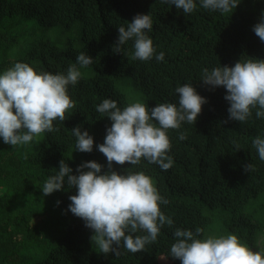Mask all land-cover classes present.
I'll return each instance as SVG.
<instances>
[{
    "label": "trees",
    "instance_id": "obj_1",
    "mask_svg": "<svg viewBox=\"0 0 264 264\" xmlns=\"http://www.w3.org/2000/svg\"><path fill=\"white\" fill-rule=\"evenodd\" d=\"M262 10L264 0H241L232 13L204 9L197 0L190 14L161 0H0V71L24 61L37 71L56 73L66 71L79 52L94 58L81 69L79 82L69 85L75 108L66 112L64 121H54L57 131L17 147L0 138V264H181L166 257L176 227L235 233L253 248L264 246V161L252 147L253 138L264 134V119H257L253 110L247 122L230 120L226 90L200 81L203 67L264 58V41L253 31ZM138 13L151 14L148 34L157 53H165L163 61L134 59L131 42L123 53L114 52L118 26H126ZM77 24L76 35L66 41L48 35L50 28ZM184 83H193L207 103L196 123L168 130L173 166L165 171L146 160L135 166L113 162L117 171L130 167L151 176L168 201L161 210L173 218L174 226L165 225L146 250L100 253L91 240L93 230L68 210L76 189L65 183L63 190L44 196V181L62 159L73 174L89 160L107 170V158L96 147L112 123L95 108L104 98L117 100L121 107L139 100L151 108L177 102L175 88ZM78 125L93 135L92 152L75 150L71 129ZM180 132L185 139H179ZM247 163L254 170L246 172Z\"/></svg>",
    "mask_w": 264,
    "mask_h": 264
},
{
    "label": "clouds",
    "instance_id": "obj_2",
    "mask_svg": "<svg viewBox=\"0 0 264 264\" xmlns=\"http://www.w3.org/2000/svg\"><path fill=\"white\" fill-rule=\"evenodd\" d=\"M175 5L184 14L197 9V0H161ZM241 0H199V5L210 11L232 13ZM153 29L150 13H138L127 25L118 26V38L113 46L116 53H123L129 42L133 58L157 62L165 59V53H157L148 34ZM255 34L264 41V10L253 26ZM93 57L79 52L75 62L66 71L53 73L37 71L28 62L16 61L0 71V138L12 147L28 145L35 137L58 129L54 121H64L66 112L75 108L69 95V85H76L82 77V68L93 62ZM200 81L212 89L223 87L228 102V118L240 123L253 116L264 119V58L240 59L234 66L203 67ZM177 102H161L149 107L139 100L124 107L117 100L104 98L95 105L96 111L111 120L106 128L104 142L96 145L107 158L105 165L84 161L73 168L62 159L59 168L49 175L41 188L44 196L63 190L65 183L76 193L69 197L68 210L93 230L91 236L100 253L121 254V248L131 253L146 250L157 241L162 228L174 226V220L161 210L168 201L160 194L151 176L143 170L131 168L117 171L113 162L132 166L142 160L157 164L162 170L173 166L169 155L171 140L169 129H181L183 123H196L207 98L200 95L193 83L178 84L175 88ZM82 125L71 129L75 150L92 152L94 137ZM180 132L179 139H185ZM236 150L241 146L233 141ZM252 147L264 161V134L252 140ZM255 165L247 163L246 172ZM57 203H60L59 201ZM179 259L181 264H264V246L253 248L235 233L205 234L203 227H176L173 242L166 257ZM162 257V258H166Z\"/></svg>",
    "mask_w": 264,
    "mask_h": 264
},
{
    "label": "rangeland",
    "instance_id": "obj_3",
    "mask_svg": "<svg viewBox=\"0 0 264 264\" xmlns=\"http://www.w3.org/2000/svg\"><path fill=\"white\" fill-rule=\"evenodd\" d=\"M77 28H78V24L75 25L72 29H66V28H64L62 26H57V27H53V28L48 29L49 30L48 31V35L49 36H52L53 38L58 37L57 39L59 41L63 42V41L68 40V38L70 36L76 35V32L75 31H77ZM60 39H63V40H60ZM20 46L16 47L15 49H20ZM12 56H14V53H12ZM129 92H130V94H129L130 98H134L135 97V94L132 92L131 89H130ZM162 261L164 263H168V260L165 259V258H163Z\"/></svg>",
    "mask_w": 264,
    "mask_h": 264
}]
</instances>
